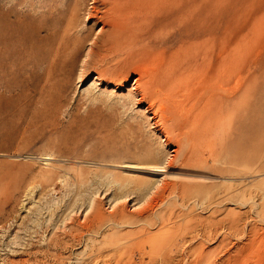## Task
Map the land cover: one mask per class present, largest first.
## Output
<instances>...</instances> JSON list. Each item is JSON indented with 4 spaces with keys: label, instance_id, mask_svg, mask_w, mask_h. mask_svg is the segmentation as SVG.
<instances>
[{
    "label": "rangeland",
    "instance_id": "1",
    "mask_svg": "<svg viewBox=\"0 0 264 264\" xmlns=\"http://www.w3.org/2000/svg\"><path fill=\"white\" fill-rule=\"evenodd\" d=\"M93 4L0 0V264H264V0L189 9L221 21L195 159L167 107L194 99L151 81L165 45L106 52Z\"/></svg>",
    "mask_w": 264,
    "mask_h": 264
},
{
    "label": "bare ground",
    "instance_id": "2",
    "mask_svg": "<svg viewBox=\"0 0 264 264\" xmlns=\"http://www.w3.org/2000/svg\"><path fill=\"white\" fill-rule=\"evenodd\" d=\"M93 1L94 4L92 7L95 10L93 16L97 20L96 16L97 15L99 16L101 13L98 14L96 3L97 4L100 3H98L99 0H93ZM101 1L106 7L105 10L108 12V19H109V20L105 19L107 18V16L105 18L99 16L100 19H102V24L104 23L100 29L103 30L102 33H105V36L107 37L105 43L108 49H105V51L109 50V47H111L116 51H119L118 53L126 52L124 51L125 48L133 50L135 48L134 47L135 44L140 43L143 40L144 41L148 40V38H151L153 36L158 37L159 41H161L163 45H165L161 53H157L156 55H153L155 68H154L153 76L151 75L152 76L151 81H160L162 84L167 86L165 89L169 93H175L176 91L179 92V89L182 88L188 90L189 99L190 100L194 99L195 103L192 101L190 106L187 105L188 104L187 102L185 104L183 103V101L181 102L180 100V103L182 105L176 106L173 104V102H170V105L164 103L163 106L162 104H160V109L161 108L163 109L164 107L165 110L166 105L167 107L171 105L172 107L174 106L173 110L170 111V113H172L173 115V117L172 116L171 117L174 126L177 129H179L178 133H182L183 135L188 133L187 134L188 136L192 135L190 137L194 144L193 145L191 144L193 148L192 150H190V152H187L188 153L187 158L189 159L197 158L198 156L201 155V152H199L198 149H199V145L202 143L199 142L200 140L197 138V135L194 134L196 133L195 130L201 128V124L203 123L202 120L198 126L197 117L205 116V114L208 112L210 108V105L214 103L215 100L217 99L218 92L223 88L222 87L223 81L221 78L222 75L220 74L221 49L218 50V48L220 47L208 48L206 45V42L209 37H214V38L217 37L219 28L221 26V21L213 20V19L211 21L208 18L196 17L190 14L189 9L191 8V5L197 4L199 2H203V0H101ZM9 10L12 11L14 9L11 6ZM99 10H101V8ZM91 12L93 11L91 10ZM89 15L90 13L87 15L88 18ZM96 20H94L96 23H101L100 22L101 20L100 21H96ZM161 33H163L166 37H162ZM169 37H172V40L175 39L176 40L173 43V45H171L170 48L167 49L168 45L166 42ZM57 47L58 45L56 44V48ZM91 51L95 52L93 48L91 49ZM89 54L87 56H89ZM208 55L211 57V60L210 62L206 63L208 59ZM133 87L127 88V90L134 91L135 89H133ZM9 88L11 89L12 87L9 86ZM113 91L115 92V89H113ZM133 91H131L130 93H132ZM132 94H135V92ZM183 95L184 93L181 96L183 97ZM187 107L188 110L191 111L189 116H186L187 113L185 112L187 111L186 109ZM164 110L162 112H164ZM167 111L169 113V110ZM167 111H165L164 113L166 114ZM180 112L186 113L185 116L188 117L186 118L187 119L186 121L179 119ZM204 112L205 114H203ZM164 115L162 114V116ZM166 115L163 118H166ZM164 121L162 120L163 125H164ZM168 123L170 122L168 121ZM188 125H191L192 131L189 130L185 131ZM170 130L168 133L169 135L171 134ZM175 136H173V138ZM178 140H179V136H178ZM172 152L177 153V150L174 149L172 150ZM125 167L136 168V166L134 165H130V166L125 165ZM158 167L152 168L151 170L156 174L158 173L163 174L166 171L164 168L165 166H162L164 169Z\"/></svg>",
    "mask_w": 264,
    "mask_h": 264
}]
</instances>
